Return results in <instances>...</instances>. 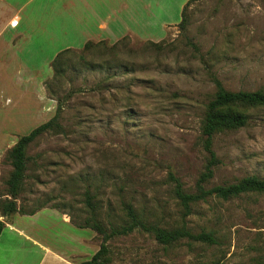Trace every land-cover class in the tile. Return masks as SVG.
Masks as SVG:
<instances>
[{
  "label": "rangeland",
  "instance_id": "1",
  "mask_svg": "<svg viewBox=\"0 0 264 264\" xmlns=\"http://www.w3.org/2000/svg\"><path fill=\"white\" fill-rule=\"evenodd\" d=\"M158 1L144 8L143 0L144 41L128 37L73 50L62 75L53 72L46 81L47 96L39 83L50 73L46 61H32L36 84L29 92L0 74V199L10 198L8 152L61 106L62 132L45 133L27 149L17 199L21 215L55 210L34 218L37 238L54 245L63 238L58 230L83 228L82 236L94 241L75 249L79 264L100 248L93 223L123 224L131 206L148 223L186 224L194 235L212 233L217 244L186 237L167 246L134 231L109 240V264H264V194L210 197L185 217L172 179L193 193L208 163L202 125L215 78L231 92L264 91V0ZM185 4L187 22L180 26ZM166 19L179 24L167 31ZM238 108L248 125L215 135L219 163L207 188L264 179V106Z\"/></svg>",
  "mask_w": 264,
  "mask_h": 264
},
{
  "label": "crops",
  "instance_id": "2",
  "mask_svg": "<svg viewBox=\"0 0 264 264\" xmlns=\"http://www.w3.org/2000/svg\"><path fill=\"white\" fill-rule=\"evenodd\" d=\"M152 4L161 5L158 0H146L144 8ZM173 22L163 20L162 26L168 31L179 24ZM128 37L144 41L143 0H0V74L9 82L26 84L28 92L36 84L30 77L36 69L32 61H46L50 69L39 82L47 96L45 82L52 77L51 63L60 52L82 50L88 42L115 44ZM48 210L55 212L44 207L33 214H13L7 220L1 214L4 228L0 234V264L77 263L75 249L94 239L83 237V228L76 226L58 230L63 238L54 239V245L53 240L37 238L36 229L30 227L35 225L34 218ZM41 230L50 234L49 230ZM35 255H40L39 260L32 263Z\"/></svg>",
  "mask_w": 264,
  "mask_h": 264
},
{
  "label": "trees",
  "instance_id": "3",
  "mask_svg": "<svg viewBox=\"0 0 264 264\" xmlns=\"http://www.w3.org/2000/svg\"><path fill=\"white\" fill-rule=\"evenodd\" d=\"M187 5L183 9L182 20L179 24L180 26L186 25ZM94 44H106V42H88L84 46V49H87ZM71 52H73L71 49L64 50L52 61L51 67L54 72L53 78L62 75V68L65 63L64 58ZM214 83L216 86V93L207 105V111L202 125V135L204 137L203 146L209 155V160L204 172H202L196 182L195 192H187L184 189L183 184L172 176V179L175 182L174 194L183 209L185 217L192 213V207L194 204L200 201H206L210 197L229 200L250 192L264 194V179L257 176H249L233 184L217 185L207 188V184L213 177L214 168L219 163L213 149L215 135L225 131L240 129L248 125L249 116L238 107L264 106V91L231 92L223 86L220 80L215 78ZM45 87L50 90L49 82L45 83ZM61 109V106H58L56 115L52 119L34 128L29 134L22 136L8 152L7 158L13 167V170L7 181V195L10 198L3 201L0 199V211L3 216L19 212L17 199L26 179L28 163L27 149L31 143L45 133L52 131L62 132V127L58 123ZM3 228L4 223L0 222V234ZM91 228L101 236L102 242L99 250L90 260L80 262L79 264H109V240L118 236L128 235L134 231H145L152 235L158 243L167 246L173 245L186 237L203 243L217 244V239L212 233L202 232L194 235L187 228L186 224H183V226L179 228L165 229L156 224L148 223L140 218L131 206L127 207V219H125V223L120 225L110 224L109 227H106L103 223L95 221Z\"/></svg>",
  "mask_w": 264,
  "mask_h": 264
}]
</instances>
